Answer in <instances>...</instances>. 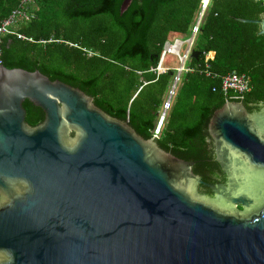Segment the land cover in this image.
Here are the masks:
<instances>
[{
    "label": "water",
    "instance_id": "1",
    "mask_svg": "<svg viewBox=\"0 0 264 264\" xmlns=\"http://www.w3.org/2000/svg\"><path fill=\"white\" fill-rule=\"evenodd\" d=\"M233 19L264 34V13ZM206 127L219 182L81 89L1 63L0 264H264V106L224 99Z\"/></svg>",
    "mask_w": 264,
    "mask_h": 264
},
{
    "label": "trees",
    "instance_id": "2",
    "mask_svg": "<svg viewBox=\"0 0 264 264\" xmlns=\"http://www.w3.org/2000/svg\"><path fill=\"white\" fill-rule=\"evenodd\" d=\"M33 0L16 34L2 37V63L77 87L110 116L127 121L137 134L153 137L158 114L171 85L170 70L157 74L163 45L187 38L201 10V0ZM208 1V0H205ZM20 0H0V21ZM264 0H210L204 10L190 57L170 100L157 145L186 161L205 182L222 180L206 122L209 109L227 97L222 77L235 71L250 77L244 103L264 106V34L260 25L233 18L259 19ZM233 17V18H231ZM212 51L205 60V53ZM209 72V75H206ZM25 121L35 126L43 110L23 101Z\"/></svg>",
    "mask_w": 264,
    "mask_h": 264
},
{
    "label": "built area",
    "instance_id": "3",
    "mask_svg": "<svg viewBox=\"0 0 264 264\" xmlns=\"http://www.w3.org/2000/svg\"><path fill=\"white\" fill-rule=\"evenodd\" d=\"M210 0H201V10L196 18L194 25L191 28V34L187 38H180L174 36L172 39L165 42L159 61L153 69L157 74L166 71H174L173 83L171 85L168 97L163 103L162 110L158 114L156 125L153 129V136L157 137L160 134L161 127L166 117V112L170 105L171 97L174 93L176 84L180 80V76L183 72L192 71V68L186 65L191 57L193 50V41L198 32L200 22L205 8L209 4ZM33 0H20L17 8L13 9L5 18L0 21V64L2 63V51H1V40L4 35L16 34L18 38H26L23 34L16 33L15 25L18 21L27 20V6L32 4ZM213 55L212 51L205 53V60L211 58ZM168 56H171V64L168 62ZM177 63V64H176ZM206 72V75H209ZM251 88L250 77L245 73H239L232 71L222 77L221 89L227 99H241L242 96L248 92Z\"/></svg>",
    "mask_w": 264,
    "mask_h": 264
},
{
    "label": "flooded vegetation",
    "instance_id": "4",
    "mask_svg": "<svg viewBox=\"0 0 264 264\" xmlns=\"http://www.w3.org/2000/svg\"><path fill=\"white\" fill-rule=\"evenodd\" d=\"M209 137H210V139H211V143H212V146H213V150H214V144H213V140H212V138H211V136L209 135ZM215 154V153H214ZM220 166V165H219ZM220 169H221V167H220ZM217 182H219V181H217ZM238 208H240V206H235V208L234 209H238Z\"/></svg>",
    "mask_w": 264,
    "mask_h": 264
},
{
    "label": "rangeland",
    "instance_id": "5",
    "mask_svg": "<svg viewBox=\"0 0 264 264\" xmlns=\"http://www.w3.org/2000/svg\"><path fill=\"white\" fill-rule=\"evenodd\" d=\"M171 56H168V62L171 64V61H174V60H171ZM177 64V63H176ZM188 64V62L186 63V65Z\"/></svg>",
    "mask_w": 264,
    "mask_h": 264
}]
</instances>
